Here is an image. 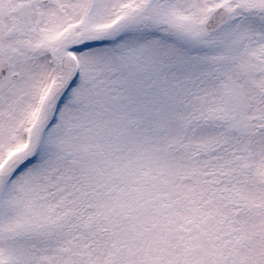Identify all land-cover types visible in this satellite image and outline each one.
I'll return each instance as SVG.
<instances>
[{"label": "snow or ice", "instance_id": "1", "mask_svg": "<svg viewBox=\"0 0 264 264\" xmlns=\"http://www.w3.org/2000/svg\"><path fill=\"white\" fill-rule=\"evenodd\" d=\"M0 264H264V0H0Z\"/></svg>", "mask_w": 264, "mask_h": 264}]
</instances>
